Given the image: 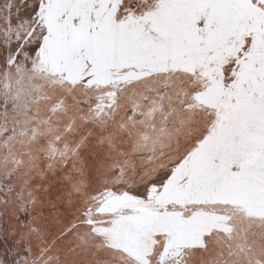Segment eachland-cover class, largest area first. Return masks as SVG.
I'll return each mask as SVG.
<instances>
[{
    "label": "snow or ice",
    "instance_id": "1",
    "mask_svg": "<svg viewBox=\"0 0 264 264\" xmlns=\"http://www.w3.org/2000/svg\"><path fill=\"white\" fill-rule=\"evenodd\" d=\"M0 264H264V0H0Z\"/></svg>",
    "mask_w": 264,
    "mask_h": 264
}]
</instances>
